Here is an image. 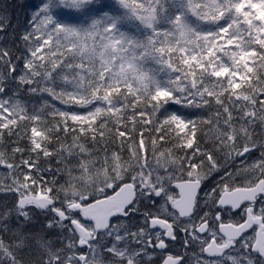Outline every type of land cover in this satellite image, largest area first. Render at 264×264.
Masks as SVG:
<instances>
[{
    "label": "snow or ice",
    "instance_id": "obj_1",
    "mask_svg": "<svg viewBox=\"0 0 264 264\" xmlns=\"http://www.w3.org/2000/svg\"><path fill=\"white\" fill-rule=\"evenodd\" d=\"M0 264H264V0H0Z\"/></svg>",
    "mask_w": 264,
    "mask_h": 264
}]
</instances>
